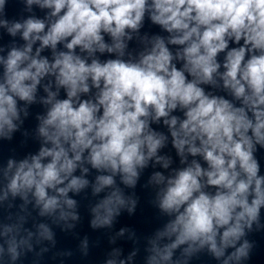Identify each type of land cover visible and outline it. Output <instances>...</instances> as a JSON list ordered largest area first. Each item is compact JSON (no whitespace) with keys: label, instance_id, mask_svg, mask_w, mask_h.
Masks as SVG:
<instances>
[{"label":"clouds","instance_id":"obj_1","mask_svg":"<svg viewBox=\"0 0 264 264\" xmlns=\"http://www.w3.org/2000/svg\"><path fill=\"white\" fill-rule=\"evenodd\" d=\"M23 2L47 11L9 21L0 0V27L24 41L0 55V138L12 139L41 89L46 111L37 116L39 151L0 169V203L22 201L0 223V264L31 252L34 237L55 243L47 223L25 226L29 205L75 228L69 193L89 187L90 169L99 197L90 226L133 214L137 199L120 184L134 189L150 162L169 170L149 180L167 219L147 238L143 264H188L205 249L218 264L247 261L254 243L242 238L264 227V0ZM146 22L162 34L142 33ZM169 143L181 167L160 154ZM81 247L87 255V237ZM138 252L114 248L103 264H135Z\"/></svg>","mask_w":264,"mask_h":264}]
</instances>
